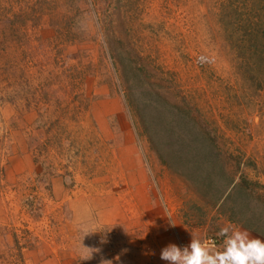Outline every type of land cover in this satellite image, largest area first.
<instances>
[{
  "label": "rangeland",
  "instance_id": "374dc122",
  "mask_svg": "<svg viewBox=\"0 0 264 264\" xmlns=\"http://www.w3.org/2000/svg\"><path fill=\"white\" fill-rule=\"evenodd\" d=\"M260 10L263 0H0V264H132L151 222L177 237L167 218L179 208L222 250L219 230L240 227L200 210L138 138L103 39L163 80L144 89L195 107L223 150L243 159L241 172L264 185V47L246 31ZM103 202L122 219L135 213L129 231L108 230L104 243L90 217ZM156 248L143 249L147 264Z\"/></svg>",
  "mask_w": 264,
  "mask_h": 264
},
{
  "label": "trees",
  "instance_id": "16d2710c",
  "mask_svg": "<svg viewBox=\"0 0 264 264\" xmlns=\"http://www.w3.org/2000/svg\"><path fill=\"white\" fill-rule=\"evenodd\" d=\"M258 13L246 28L255 48L264 47V39H259L264 35V10ZM103 45L120 67V82L127 90L126 106L138 138L146 139L160 163L193 189L200 210V202L217 208L230 223L264 240V185L241 172L243 159L223 150L218 132L200 122V112L188 101L178 104L162 92L144 89L151 82L155 87L164 86L163 80L156 78V83L148 65L136 68V62L117 57L107 32ZM257 62V68L264 67L263 60Z\"/></svg>",
  "mask_w": 264,
  "mask_h": 264
},
{
  "label": "clouds",
  "instance_id": "9594fccd",
  "mask_svg": "<svg viewBox=\"0 0 264 264\" xmlns=\"http://www.w3.org/2000/svg\"><path fill=\"white\" fill-rule=\"evenodd\" d=\"M167 219L170 227L176 226L170 218ZM217 235L223 238L222 250L217 249L214 242L202 241L191 234V241L186 246L169 244L164 247L160 259L167 264H264V240L251 237L247 231L231 226L221 228ZM101 242L106 241L102 239ZM92 252L88 259L92 258ZM106 262L108 261H103L102 264Z\"/></svg>",
  "mask_w": 264,
  "mask_h": 264
},
{
  "label": "crops",
  "instance_id": "0c3cea01",
  "mask_svg": "<svg viewBox=\"0 0 264 264\" xmlns=\"http://www.w3.org/2000/svg\"><path fill=\"white\" fill-rule=\"evenodd\" d=\"M148 144H149V142H148ZM149 147H150V145H149ZM154 168H158L157 163L154 165ZM165 170H167V169H165ZM160 172H161V168H160ZM144 187H146V186H144ZM103 199H107L105 192L97 193L95 196H92V200L90 202L92 203L93 206H97V204L99 202H101ZM168 200H171V199L168 198ZM127 206H130V205L127 204ZM111 209H112V211H111ZM114 209H115V207H112V205H109L106 202H103V204L101 206L95 207L94 211L92 212L93 216L92 215L90 216V217L94 218V221L98 226V228L95 229V231H98V232H95V233L100 236L101 241H102L103 237L108 234V232H107L108 230L109 231L116 230L119 233V231L122 232V230H125L124 229L125 227H122L125 225L128 226V227H126L127 231H129L131 229L129 224L131 223L133 217H135V216H133L135 213L128 214V212H129L128 211L126 213V215H127L126 218L122 219L124 217V212H115ZM172 214L174 216V217L172 216L174 218L173 223L176 225L173 228L175 229V232L177 233L176 235H177L179 241L180 240H187L186 245H188L191 241V238H192L191 234L193 236H195L196 238L201 239L202 241L204 240V236L202 235V233L200 231H198L196 229V225H194L191 222L190 218L187 216V212H185L182 208H179L177 210L174 209ZM115 215H117V216H115ZM164 218H166V216H164ZM154 222L155 221L151 222L150 226H148L149 234H146L145 238L142 239V242L144 244L143 243L138 244L133 249L134 256L135 255H137V256H135V258L132 260V264H147L148 263L147 262L148 261L147 260V254L143 250L145 248V246L147 245V242L154 245V247H157L156 249H157L159 254L157 255V260H156L155 264H167L166 261H163L160 259V253L164 247H166L169 244H176L178 246V239L175 236V234L174 233H166V231L164 229H162L163 226L161 229H160V227H161L160 225L154 227ZM161 223H162V225L166 226L165 222H161ZM238 229L244 230L241 228H238ZM248 233L250 234L251 237L256 238L255 235L252 234L251 232H248ZM117 235H118V237H121L120 234H117ZM128 245H129L128 247H130V246L133 247L135 244L134 245L128 244ZM219 250H220V248H219ZM97 258H99V257H97ZM52 263H54V262H52ZM46 264H49V263L46 262Z\"/></svg>",
  "mask_w": 264,
  "mask_h": 264
},
{
  "label": "built area",
  "instance_id": "2783aa9c",
  "mask_svg": "<svg viewBox=\"0 0 264 264\" xmlns=\"http://www.w3.org/2000/svg\"><path fill=\"white\" fill-rule=\"evenodd\" d=\"M206 62H209V60H207V59H201V63L202 64H204V63H206ZM206 242H209V243H211V242H214V245H215V247L217 248V249H219V241L217 240V239H214V238H211V239H209V240H205ZM183 246H186V244L185 243H182L181 244V247H183Z\"/></svg>",
  "mask_w": 264,
  "mask_h": 264
}]
</instances>
